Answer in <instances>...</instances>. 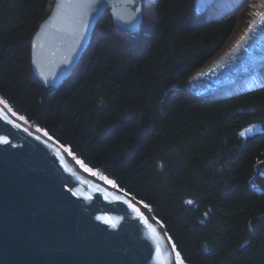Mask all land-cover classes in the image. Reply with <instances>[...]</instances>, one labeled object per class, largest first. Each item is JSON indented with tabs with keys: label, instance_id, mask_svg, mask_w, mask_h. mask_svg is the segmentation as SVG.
Segmentation results:
<instances>
[{
	"label": "trees",
	"instance_id": "16d2710c",
	"mask_svg": "<svg viewBox=\"0 0 264 264\" xmlns=\"http://www.w3.org/2000/svg\"><path fill=\"white\" fill-rule=\"evenodd\" d=\"M249 1L218 0L197 15L193 0H144L138 36L107 11L54 89L35 75L31 49L55 0H0V99L150 206L187 264H264V192L255 188L264 176L250 182L264 159V68L214 95L186 88Z\"/></svg>",
	"mask_w": 264,
	"mask_h": 264
},
{
	"label": "water",
	"instance_id": "95a60500",
	"mask_svg": "<svg viewBox=\"0 0 264 264\" xmlns=\"http://www.w3.org/2000/svg\"><path fill=\"white\" fill-rule=\"evenodd\" d=\"M215 1L193 0L194 10L202 15ZM143 4L144 0H55L32 39L35 75L46 88L60 87L81 62L107 11L117 29L138 36ZM81 17L83 31L78 30ZM262 67L260 15L229 51L196 73L187 88L198 95L217 93ZM2 106L0 101V264H178L166 228L150 206L151 214L147 204L108 183L101 171H87L35 121L13 118ZM254 168L251 184L264 176V159Z\"/></svg>",
	"mask_w": 264,
	"mask_h": 264
},
{
	"label": "bare ground",
	"instance_id": "6f19581e",
	"mask_svg": "<svg viewBox=\"0 0 264 264\" xmlns=\"http://www.w3.org/2000/svg\"><path fill=\"white\" fill-rule=\"evenodd\" d=\"M252 2V1H250ZM252 6L251 4L248 2L246 3L238 12V20L236 23V26L233 30V32L231 33L230 37L225 41V43L223 44L222 48L217 52L215 58L213 61H215L217 58L222 57L227 51H229L241 38L242 36L245 34V32L247 31V29L249 28V26L252 24V22L254 21V19H252ZM0 101L3 103L2 109L5 111V114L13 117V118H17V119H22L24 121H26L24 118L20 117L19 115L15 114L11 108L5 104L1 99ZM146 209L150 212L151 211L148 207H146ZM157 221V220H156ZM158 222V221H157ZM160 224V226L162 227L161 223L158 222Z\"/></svg>",
	"mask_w": 264,
	"mask_h": 264
},
{
	"label": "snow or ice",
	"instance_id": "6c2138e0",
	"mask_svg": "<svg viewBox=\"0 0 264 264\" xmlns=\"http://www.w3.org/2000/svg\"><path fill=\"white\" fill-rule=\"evenodd\" d=\"M62 6L63 5H58L57 7L59 8V7H62ZM89 6L90 5H88V4H77L76 5V7H80V8H85V7H89ZM258 15H261V22H264V15L259 14V13H258ZM85 27H86V25L84 23L83 17H81V19L79 21V24H78V30L79 31H83ZM253 27H255V25H253ZM248 131H250V129ZM45 135H48L47 132H45ZM241 135H244V133H241ZM4 142L7 143V140L5 139ZM87 170L88 171H91L90 169H87ZM93 174H95V173H93ZM102 178L105 179V180H107L106 177H102ZM107 182L110 183V184H113V186H115V184H114L113 181L108 180ZM141 203H143V202H141ZM185 203L192 204L194 202L192 200H187V201H185ZM130 206H132V205H130ZM132 207H133V210L134 211H137V212L139 211V209H136L134 206H132ZM145 207H148V205H145ZM141 216H143L142 213H141ZM145 223L148 225L149 229H151V231L153 233L156 232V230L152 227V225L148 223V220L147 219H145ZM173 247H175V245H173ZM176 259L178 261V264H184V261L180 258V254L178 252L176 253Z\"/></svg>",
	"mask_w": 264,
	"mask_h": 264
},
{
	"label": "rangeland",
	"instance_id": "374dc122",
	"mask_svg": "<svg viewBox=\"0 0 264 264\" xmlns=\"http://www.w3.org/2000/svg\"><path fill=\"white\" fill-rule=\"evenodd\" d=\"M249 3H250L251 6H252V12H253V13H252V15H253V16H252V19H255V18L258 16V13L260 12V10L262 9V5H260V3H259L258 0H255V1L252 0V2L249 1ZM235 16H236V18H235V23H234V25L232 26V29H231L230 35H231V33L233 32V30H234V28H235V26H236V23H237V20H238V13H236ZM229 37H230V36H229ZM229 37H228V38H229ZM228 38H227V39H228ZM227 39H226V40H227ZM226 40H225V41H226ZM225 41L222 43V46H223V44L225 43ZM222 46H221V48H222ZM221 48H220V49H221ZM220 49H219V50H220ZM219 50H218V51H219ZM218 51H217V52H218ZM217 52H216V54H217ZM215 56H216V55H215ZM215 56H213V59L215 58Z\"/></svg>",
	"mask_w": 264,
	"mask_h": 264
}]
</instances>
